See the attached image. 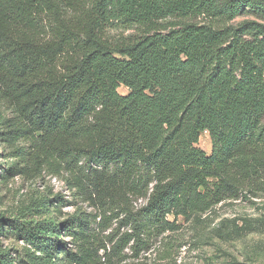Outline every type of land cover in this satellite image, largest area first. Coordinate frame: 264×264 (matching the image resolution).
Instances as JSON below:
<instances>
[{
	"label": "trees",
	"instance_id": "obj_1",
	"mask_svg": "<svg viewBox=\"0 0 264 264\" xmlns=\"http://www.w3.org/2000/svg\"><path fill=\"white\" fill-rule=\"evenodd\" d=\"M249 13L264 0H0L5 179L57 178L75 198L43 195L36 224L0 215L25 243L18 264H120L264 191V25H229Z\"/></svg>",
	"mask_w": 264,
	"mask_h": 264
},
{
	"label": "rangeland",
	"instance_id": "obj_2",
	"mask_svg": "<svg viewBox=\"0 0 264 264\" xmlns=\"http://www.w3.org/2000/svg\"><path fill=\"white\" fill-rule=\"evenodd\" d=\"M202 21L206 22L198 20ZM247 21L264 25V18L253 13L239 16L229 25L238 26ZM135 33V30L117 28L110 35L113 41H123ZM119 92L126 95L128 90L120 87ZM197 146L208 155L212 153L208 132L201 136ZM9 151L0 142V215L10 220L6 224L16 221L36 224L49 219L50 216L37 206L43 195L54 198L60 193L69 202L74 201L65 183L57 178L29 179L15 175L5 179V170L12 163L7 159ZM144 204V200H139L134 206L140 208ZM79 207L87 212L100 213V209L86 204L80 203ZM75 209V206L67 203L62 209V218L68 220L73 217ZM177 225V230L153 240L150 250L142 252L140 257L134 258L127 250V258L120 264H264V191L251 195L249 199L240 197L224 201L199 219H180ZM115 227H118L116 222ZM10 229L5 226V232L0 233V246L9 252L13 264H18L25 243ZM126 231L128 228L121 229V233ZM62 239L72 243L70 237L64 236Z\"/></svg>",
	"mask_w": 264,
	"mask_h": 264
}]
</instances>
